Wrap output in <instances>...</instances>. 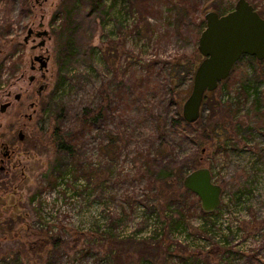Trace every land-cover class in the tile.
Returning <instances> with one entry per match:
<instances>
[{
    "label": "rangeland",
    "instance_id": "obj_1",
    "mask_svg": "<svg viewBox=\"0 0 264 264\" xmlns=\"http://www.w3.org/2000/svg\"><path fill=\"white\" fill-rule=\"evenodd\" d=\"M248 1L264 17V0ZM135 2L105 0L106 6L97 8L81 27L80 36L76 35L82 52L94 47V57L92 61L89 54L77 57L71 66L73 77L77 76L74 87L62 93L63 104L60 96L54 102L73 117L87 103L97 107L102 100L104 104L110 99L118 101L116 94H128L132 74L136 77V96L132 101L128 98L126 106L120 99L115 121L107 120L104 127L87 134L84 144L76 146L80 160L85 158V164L90 161L98 172L75 180L59 177L63 168L72 166L71 157H59L52 142L54 122L45 112L60 78L58 29L66 26L67 17L63 9L75 7L74 0H0V159L5 147L10 152L3 163L5 169L0 170V264H52L58 256L60 264H104L101 259L107 258L108 250L91 235L99 221L103 229L113 221L116 234L143 240L147 231L140 234L142 222L150 215L148 230H153L156 221L155 214L147 211L164 210L155 193L161 194L165 186L159 182L145 189L147 179H139L137 174L145 158L137 152L147 149L155 157L156 146L162 141L160 134L166 129L170 146L163 153H171L179 163V175H186L195 166L207 167L214 183L223 187L222 204L213 217L204 219L199 201L185 207L190 211L187 229L176 230L175 240L192 251L206 245L202 259L208 264H264V63L241 58L230 76L206 93L197 121L188 128L171 122L183 115L194 76L180 74L174 67L179 62L187 68L202 61L195 32L204 30L205 13L213 9L227 12L237 0H155L151 7L158 10L156 15H142ZM195 3L198 8H194ZM184 6L188 9L182 11ZM89 10L82 9L81 17ZM191 11L194 13L188 14ZM175 15L179 16L177 21ZM68 17L74 20V15ZM136 25L142 29L135 30ZM30 29L33 34L26 42ZM44 30L47 36H37ZM36 55L50 57L42 71L39 62L35 70L31 69ZM32 75L36 79L30 83ZM41 86L44 88L39 94ZM16 93H22L20 100L15 99ZM171 98L174 101L170 103ZM9 102L10 106L2 110ZM120 126L126 127L131 138L124 145L119 136L107 154L105 146L112 138L106 133L118 131ZM158 127L162 128L156 133ZM20 130L24 140L18 137ZM55 175L58 183L51 187L48 178ZM192 198L197 200L195 195ZM136 200L142 202L137 212ZM172 207L174 212L178 203L173 202ZM124 213L127 218L121 222ZM201 219L212 229L208 243L199 230L204 223ZM47 232L62 236L66 245L30 250V243ZM212 249L215 252L208 256ZM154 252L159 257L151 258L165 264L168 254L163 249ZM177 256L187 258L185 264L200 261L197 255L190 257L183 251ZM174 262L183 264L177 258ZM141 263L138 255L130 262L121 261Z\"/></svg>",
    "mask_w": 264,
    "mask_h": 264
},
{
    "label": "trees",
    "instance_id": "obj_2",
    "mask_svg": "<svg viewBox=\"0 0 264 264\" xmlns=\"http://www.w3.org/2000/svg\"><path fill=\"white\" fill-rule=\"evenodd\" d=\"M105 0H74L75 7L68 6L63 9V12H65V15L67 16L64 22L66 23V26H62L58 29V32L60 33L61 36V47L62 51L59 56V61L61 63L60 67V78L58 83L55 86V89L53 91V95L51 96V100L47 107L45 108V112L47 116L52 120L53 123V134H52V142L55 147V149L60 154H67L68 156L71 157V167L69 169L63 168L59 177H64V178H70L72 177L75 180H79L82 175L85 174H96L98 172V169L96 170L95 167L92 166V163L88 161V164H85V158H82L80 160V156L76 152V146L80 144V142H83V144L87 141V134L94 130L95 128H102L105 126L107 120H112L115 121L114 118H116L115 115V110H117L118 107H120V99L122 100V103L124 106L128 105L127 101L128 98L136 96V77L134 74L130 76L128 79V87H126V91L128 94H116L119 96L118 101H113L112 99L109 100L108 104H104L103 100L101 101L97 107H92L90 104H85L81 110L78 112V114H75V116L71 117L70 111H67L66 109H62L59 104L64 103L63 95L62 93L65 92L68 89H72L76 83V77H73L71 71L72 67L76 63L77 57L81 56H88L93 60L94 57V47H91L89 51L82 52L81 49H83L82 45L80 44V38H76L80 36L81 34V27L84 26V23L86 20L90 18L91 15L94 14L95 10L101 6H106L104 3ZM114 2H117L118 0H113ZM138 9L140 12H142V15H156L158 12L157 9H152L153 3H155V0H135ZM152 3V4H151ZM128 4V3H127ZM152 6V7H151ZM89 8V12L87 16H82V9L84 11ZM183 8V7H182ZM198 8V3H195V7ZM73 9H75L76 13L73 12ZM184 9H188L184 6ZM214 10V9H213ZM215 11H217L215 9ZM79 14V16L77 15ZM194 11L189 12L188 14H193ZM74 15V20L68 17ZM143 17V16H142ZM179 19V16L175 15L174 20L177 21ZM80 20V21H79ZM137 28V31H140L142 29L141 26L136 25L135 30ZM134 31V29H133ZM173 31H175L173 29ZM169 32V31H168ZM166 32L165 34H167ZM202 33V32H201ZM201 33L198 34V31L195 32V38L200 37ZM161 40V39H160ZM90 45V43H88ZM87 45V46H88ZM59 55V53H58ZM253 59H256L258 61V64H263L264 60H259L256 57H251ZM199 64H189L187 65L188 67L185 68L183 65L178 63V66L174 67V71L178 70V73L186 72L188 75H194L197 67ZM182 66V69H177V67ZM2 67L0 66V84H1V71ZM186 69V70H185ZM173 72V71H172ZM171 72V73H172ZM174 76V72L173 75ZM194 78V76H193ZM145 81L144 79H142ZM143 81L140 83L143 84ZM85 84V83H84ZM174 92V89H171ZM210 92V91H209ZM130 93V94H129ZM139 93H142V91H139ZM60 96V103H55L56 98L59 99ZM206 98V96H205ZM204 98V101H205ZM124 100H126L124 102ZM55 101V102H54ZM132 101V100H131ZM173 98H171V102H173ZM118 104V105H116ZM63 107V106H62ZM69 113V114H68ZM68 120V123H66ZM124 121H122L123 123ZM161 119H159L158 126L160 125ZM171 122L173 125L175 123H182L188 128L190 125L188 122L185 121L183 115L180 117H173L171 119ZM166 123V122H165ZM122 127L120 126V129L118 131L114 130H108L106 134L110 135L112 138V141H110L109 146L106 144L105 150L108 154L110 148L112 146H116V139H118L119 136H122V139L124 141V145H127V141L130 140L131 134L129 131L126 129H121ZM162 127H158L155 132L159 133V130ZM173 128V127H172ZM167 130V129H166ZM162 133L160 134V137L162 141H160V144L156 146V151H155V157L152 156V153H150V150H140L137 152V154L140 157L145 158L144 162V167L141 166V170L138 171V178H143L145 177L147 179V183L145 185V189L151 188L154 183H162L164 184V189L161 191V194L159 192L155 196L157 200H162V212L156 211L155 208H150V211L146 210L150 214H155L153 215L155 217V225H153V230H148L149 224L147 223V219H145L142 222V227L140 232H146L147 231V236H144L145 238L143 240H136L137 238L135 237H125L124 235H119L115 233V225L113 221H111V224L105 225L106 228L103 229L100 221H99V226L91 231V235L95 238L97 243H101L103 247H106L108 250V255L106 259H101L102 263L104 264H121V261H131L132 258L136 255L141 257L142 263L141 264H160L155 261L156 259H152L154 255L159 257V255H156L155 250H161L163 249L168 256H166L165 264H177L174 262L175 258H177L180 262L182 261L183 264L184 262H187V258L184 257H179L177 256V252H186L189 254V256H195L197 255L200 259V261L196 262L197 264H208L205 263V261L202 259L204 257V252L206 245L198 247L196 250H191L188 245H185L184 243H181L174 238V233L178 229H187V219H188V214L190 211H187L185 207L194 206L196 204V201L200 202L199 197L193 193L192 191L186 189L183 185V180L185 175H179V170L180 166L178 165L179 163L176 161L174 157H172L171 153L165 154L163 153V150H167L168 146H170V143L168 142V138L170 137V132L167 130V133ZM207 135V134H206ZM159 136V135H158ZM158 138H156L157 140ZM123 149V146H121ZM170 155L171 157H169ZM88 160V158H87ZM81 161H84V164H82ZM192 169H197L195 168ZM193 171V170H192ZM60 172V171H59ZM191 172V171H189ZM154 175H157V177L154 178ZM56 176V175H55ZM177 177V178H176ZM176 178V179H175ZM81 179V178H80ZM49 184L51 187H55L58 183V177L52 178L50 176L48 178ZM178 184V186H177ZM66 187H68L66 185ZM144 189V190H145ZM157 192V191H156ZM148 195V194H147ZM147 195L145 196L146 198ZM196 196L197 200H194L192 196ZM129 201H133L132 197H130ZM176 202L178 203V207L175 209L173 212V207L172 203ZM108 204V202H106ZM141 201L136 200V205L141 204ZM105 204V203H104ZM182 204V206H181ZM188 204V205H187ZM139 205L136 207V212L139 209ZM144 207V205H143ZM171 208V209H170ZM130 209L134 210L133 205H130ZM105 213V209H102ZM152 210V211H151ZM168 211H172L168 212ZM201 213L203 214V217L205 219L209 217H213L215 215V211L213 212H206L202 208H200ZM161 213H163L161 215ZM178 213L179 218H174V214ZM107 215V214H106ZM147 215V214H146ZM123 217H121V222H124L126 220V215L125 213L122 214ZM126 217V218H125ZM103 219V218H102ZM101 219V220H102ZM203 219V220H204ZM111 220V218H110ZM202 220V219H201ZM202 220V221H203ZM207 220V219H206ZM98 221V220H97ZM98 223V222H97ZM112 225V226H111ZM92 228L94 227V224L91 226ZM91 228V229H92ZM201 232H204L205 235H202V238L205 240V243H208L210 239H208V234L211 233L212 229L211 226L207 227V223L204 220L203 225L199 228ZM137 233V232H136ZM176 234V233H175ZM207 237V238H206ZM79 240L75 239V242L77 243ZM66 245V241L62 238V236H56V235H49L47 232L43 237L37 239L36 241H33L30 243V250L32 251H39L43 250L47 246H52L56 249H60L61 246ZM218 247V246H216ZM214 249L207 251V255H212L215 251ZM57 251V250H56ZM85 255V254H83ZM61 258V256H58V260ZM55 261L52 264H60V261ZM20 262V261H19ZM96 263V262H95ZM5 264H11V263H5ZM23 264V263H20ZM76 264H83L81 262H78ZM164 264V263H163Z\"/></svg>",
    "mask_w": 264,
    "mask_h": 264
},
{
    "label": "water",
    "instance_id": "obj_3",
    "mask_svg": "<svg viewBox=\"0 0 264 264\" xmlns=\"http://www.w3.org/2000/svg\"><path fill=\"white\" fill-rule=\"evenodd\" d=\"M206 27L202 31L198 50L204 57L199 63L193 78L191 94L183 105V117L186 122L193 123L201 116V107L206 93L218 88L220 82L227 79L242 55L255 56L264 60V17H262L248 0H238L235 8L225 15H220L215 10L205 14ZM33 34L30 29L25 41ZM47 31H39L37 36H47ZM43 40L40 46L44 45ZM50 57L36 55L31 62V69L39 70L48 66ZM36 77H29L32 83ZM44 86L38 90L40 94ZM22 94H15V99L20 100ZM10 105L6 103L3 108ZM19 137L24 139V133ZM7 153H5V156ZM186 189L195 193L201 203V208L206 212H213L222 204L223 187L214 183L213 175L209 168L200 167L187 173L183 180Z\"/></svg>",
    "mask_w": 264,
    "mask_h": 264
},
{
    "label": "flooded vegetation",
    "instance_id": "obj_4",
    "mask_svg": "<svg viewBox=\"0 0 264 264\" xmlns=\"http://www.w3.org/2000/svg\"><path fill=\"white\" fill-rule=\"evenodd\" d=\"M238 1V0H237ZM237 3V2H236ZM252 4V3H251ZM236 5V4H235ZM235 5H234V8H235ZM253 5V4H252ZM254 6V5H253ZM233 8V9H234ZM233 9H231V10H229V11H227V12H223V13H220V12H218L220 15H225V14H227V13H229L230 11H232ZM254 9L256 10V8H255V6H254ZM259 14H260V12L258 11V10H256ZM208 12V11H207ZM206 14V13H205ZM261 15V14H260ZM205 16V15H204ZM262 16V15H261ZM263 17V16H262ZM206 27V26H205ZM205 29V28H204ZM245 56H247V57H255V56H250V55H242L241 56V58H243V57H245ZM204 58V57H203ZM203 58H202V60H203ZM240 58V59H241ZM239 59V60H240ZM236 64H234V66H235ZM234 68V67H233ZM233 70V69H232ZM232 70H231V72H232ZM231 74V73H230ZM230 76V75H229ZM221 83V82H220ZM17 94V93H16ZM22 94V93H21ZM21 98H22V96H21ZM10 106V105H9ZM8 106V107H9ZM7 108V107H6ZM6 108H3V106H2V110H6ZM20 132H23V131H19V133H18V137H19V134H20ZM24 138H25V135H24ZM19 139H20V137H19ZM21 140V139H20ZM24 140V139H23ZM6 149V150H5ZM4 152H3V158H1L0 159V163H2V165L0 166V170H4L5 169V167H4V165H3V163H4V161H5V159H7V158H9V156H10V152H9V149L7 150V147H5L4 148ZM5 153H7V155L5 156Z\"/></svg>",
    "mask_w": 264,
    "mask_h": 264
},
{
    "label": "built area",
    "instance_id": "obj_5",
    "mask_svg": "<svg viewBox=\"0 0 264 264\" xmlns=\"http://www.w3.org/2000/svg\"><path fill=\"white\" fill-rule=\"evenodd\" d=\"M150 230H152V229H150Z\"/></svg>",
    "mask_w": 264,
    "mask_h": 264
}]
</instances>
